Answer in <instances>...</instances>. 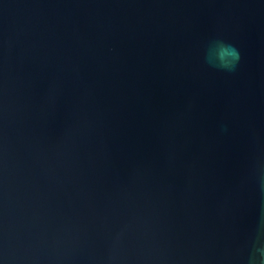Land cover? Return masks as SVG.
I'll return each instance as SVG.
<instances>
[{
  "label": "water",
  "instance_id": "water-1",
  "mask_svg": "<svg viewBox=\"0 0 264 264\" xmlns=\"http://www.w3.org/2000/svg\"><path fill=\"white\" fill-rule=\"evenodd\" d=\"M261 163L264 0H0V264H244Z\"/></svg>",
  "mask_w": 264,
  "mask_h": 264
},
{
  "label": "clouds",
  "instance_id": "clouds-1",
  "mask_svg": "<svg viewBox=\"0 0 264 264\" xmlns=\"http://www.w3.org/2000/svg\"><path fill=\"white\" fill-rule=\"evenodd\" d=\"M203 60L211 68L231 73L237 68L240 53L233 44L214 39L207 44ZM258 178L260 188L264 191V163L259 165ZM244 264H264V228L259 229L253 238Z\"/></svg>",
  "mask_w": 264,
  "mask_h": 264
}]
</instances>
